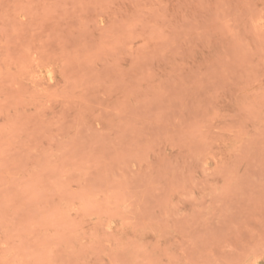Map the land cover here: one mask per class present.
<instances>
[{
	"label": "rangeland",
	"instance_id": "374dc122",
	"mask_svg": "<svg viewBox=\"0 0 264 264\" xmlns=\"http://www.w3.org/2000/svg\"><path fill=\"white\" fill-rule=\"evenodd\" d=\"M0 264H264V0H0Z\"/></svg>",
	"mask_w": 264,
	"mask_h": 264
}]
</instances>
